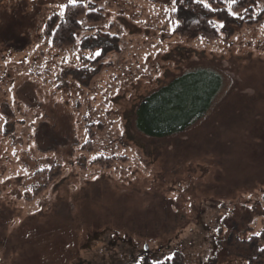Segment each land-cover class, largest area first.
Listing matches in <instances>:
<instances>
[{"label": "rangeland", "instance_id": "rangeland-1", "mask_svg": "<svg viewBox=\"0 0 264 264\" xmlns=\"http://www.w3.org/2000/svg\"><path fill=\"white\" fill-rule=\"evenodd\" d=\"M76 2L106 22L82 17L76 45L55 49L45 23ZM179 4L0 0V264L160 263L176 252L188 264H264V16L190 40L174 34L171 13L187 19ZM107 34L121 50L81 86L75 73ZM202 67L223 81L206 116L179 135L145 134L141 102ZM99 156L118 161L98 167ZM53 167L60 176L37 194Z\"/></svg>", "mask_w": 264, "mask_h": 264}, {"label": "trees", "instance_id": "trees-1", "mask_svg": "<svg viewBox=\"0 0 264 264\" xmlns=\"http://www.w3.org/2000/svg\"><path fill=\"white\" fill-rule=\"evenodd\" d=\"M264 0H231L229 8L212 7L204 0H181L179 7L186 12L185 20L178 11L171 13L176 21L174 34L185 39H205L214 41L221 33L230 37L236 27L258 25L264 12L255 13V7ZM207 5V7H205ZM82 17L87 23L98 25L106 22L105 14L96 7L86 8L84 2H76L65 7L62 15L54 14L45 23L44 36L55 49L73 47L77 34L82 31ZM222 23V27L218 26ZM92 48L99 49L100 55L93 61H87L86 67L75 73V79L84 87L102 73L105 62L112 53H119L120 39L117 35L107 34L95 37ZM86 41V40H85ZM222 77L213 69L202 67L181 75L169 85L160 88L145 98L139 108V125L141 130L151 138L164 139L184 133L203 119L210 110L222 88ZM94 124L88 125L90 140L84 146L92 148L95 139ZM116 157L99 156L93 165L111 169L117 162ZM55 167L49 171L45 185L36 190L42 193L60 172L55 174ZM46 171L39 172L45 174ZM264 199V196H263ZM264 237V233L262 234ZM258 250V247H255ZM264 254V249L259 251ZM138 264H188L184 254L176 252L171 260L152 262L149 260Z\"/></svg>", "mask_w": 264, "mask_h": 264}, {"label": "snow or ice", "instance_id": "snow-or-ice-1", "mask_svg": "<svg viewBox=\"0 0 264 264\" xmlns=\"http://www.w3.org/2000/svg\"><path fill=\"white\" fill-rule=\"evenodd\" d=\"M73 2H74V0H73ZM205 7H207V5H205ZM96 55L98 56V55H100V53H96Z\"/></svg>", "mask_w": 264, "mask_h": 264}]
</instances>
